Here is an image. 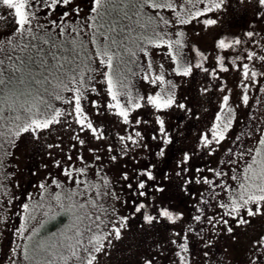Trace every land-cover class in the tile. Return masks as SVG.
I'll list each match as a JSON object with an SVG mask.
<instances>
[{
	"label": "snow or ice",
	"instance_id": "snow-or-ice-1",
	"mask_svg": "<svg viewBox=\"0 0 264 264\" xmlns=\"http://www.w3.org/2000/svg\"><path fill=\"white\" fill-rule=\"evenodd\" d=\"M256 3L264 20V0ZM228 8L229 0H0V18L10 15L15 25L0 39V168L12 155L6 145L14 148L23 134L59 148L42 141L55 125H74L80 146L78 163L71 153L64 163L52 161L63 179L49 173L39 182V199L28 193L21 202L15 231L22 243L10 249L9 264H100L126 241L129 264H192L193 241L213 264L222 234L264 216V103L257 99L256 111L240 113L250 89L259 85L264 93V35L253 21L241 34L222 32L208 51L187 31L194 22L203 30L225 26ZM233 70L235 99L222 75ZM198 76L199 96H215L210 115L185 88ZM97 84L102 99L91 98L101 96ZM102 109L120 128L111 137L112 124L95 119ZM81 133L104 141L87 147L90 160ZM122 158L114 180L106 169ZM58 216L67 222L40 236ZM8 220L0 215V226ZM241 264H264V233Z\"/></svg>",
	"mask_w": 264,
	"mask_h": 264
},
{
	"label": "rangeland",
	"instance_id": "rangeland-1",
	"mask_svg": "<svg viewBox=\"0 0 264 264\" xmlns=\"http://www.w3.org/2000/svg\"><path fill=\"white\" fill-rule=\"evenodd\" d=\"M180 2H182V0H180ZM60 8L62 9L63 6H60ZM256 13V0H244L243 3H240L239 0H229V8L225 13L223 22L225 26H217L215 28L203 30L202 25L198 22H194L187 27L190 41L198 45L202 50L212 51L214 41L219 34L225 31L241 34L253 24V21H255L256 31L264 35V31H262V29H264V20ZM2 15L3 12L0 11V16ZM57 15H59V9L57 10ZM123 23L131 24L130 21H123ZM14 26L10 15L6 19L0 18V39H3L6 34L10 33ZM154 55L159 54L154 53ZM209 60L211 62V57ZM5 63H7V61H5ZM256 67L260 68L261 66L259 63H256ZM222 75L227 81L226 86L233 90V99H235L240 92L238 87L239 72L233 70L228 73H222ZM203 82L204 78L198 76L194 81L185 85V88L192 99V103L197 107L202 105L204 108L209 109L208 115H210L211 110L215 107V96L212 97L211 102L199 96L197 90L199 85ZM136 86L142 88L144 85L142 81L137 80ZM97 87L101 88V96L98 97L96 94H92L91 98L102 99L103 85L97 84ZM257 99H260L262 103H264V93L259 91V85L254 89H250L249 105L247 107L241 105V115L256 111L257 106L255 105V101ZM95 119L112 124V131L109 132L110 137L113 135L114 131L120 130V128L115 126V121L111 116L103 114V109L101 110V115L96 116ZM243 127V123L238 121L237 125L234 127V131L239 134ZM74 132V125L72 128H66L63 125H55L49 132L42 134V141L47 140V142L54 145L60 144L59 148L53 147L52 149H48L42 146L40 142L33 141L29 134H23L16 141V146L14 148L6 145L7 151L11 152L12 155L3 158L4 167L0 168V185L7 186V194H5V189L0 187V204H3L4 201L13 195L15 199H13L11 205L5 204L3 208H0V215L7 214L9 216L7 227L0 226V264H9V256H11L10 249L15 247L18 243H22L19 237L16 236L15 230L23 222V210L20 208V204L21 202H27V194L31 193L34 200L39 199L37 195L39 191V182L42 179H46L49 173L63 179L62 172L53 164V160L60 159L61 162L64 163L66 154L71 153L73 161L77 162V149L80 146L74 139ZM81 135L86 136L88 140V144L84 148V155L90 160L92 154L87 151V147L100 146L104 141H94L88 133H81ZM73 144H76V148L71 147ZM2 151L3 149H0V152ZM49 153H51V155H49ZM124 159L125 158H122L121 161L111 164L106 169L114 180L120 176ZM142 163L143 161H141V164ZM45 165H47V167H45ZM131 167H133V164L128 161L126 170H130ZM17 183L19 187L16 186ZM116 187L119 190L120 185L117 184ZM5 209H7V213H5ZM40 219L41 217L38 215L37 221ZM61 220H64L60 225L63 226V224L67 222V217L58 216L55 219H49L41 228L39 235L44 236L47 234V228L59 225ZM37 221L31 223L28 230L29 232H31L32 228L37 227ZM233 227L235 229L234 232L232 234H222L221 238L212 248L213 264H241L251 247V241L264 233V216L252 217L248 225L236 226L233 224ZM156 232L163 234L164 229L157 228ZM233 235L236 236L235 240L232 239ZM130 246V243L127 241L116 242V247L112 249L111 255L106 257L103 255L101 256L100 264H129L130 254L128 253V248ZM202 252V247L193 241L192 264H205L207 258L203 257ZM12 258L15 259L16 257L12 256Z\"/></svg>",
	"mask_w": 264,
	"mask_h": 264
},
{
	"label": "trees",
	"instance_id": "trees-1",
	"mask_svg": "<svg viewBox=\"0 0 264 264\" xmlns=\"http://www.w3.org/2000/svg\"><path fill=\"white\" fill-rule=\"evenodd\" d=\"M64 222V220H61L60 221V224L59 225H55V226H52V227H48L47 230V234H45L44 236H48L49 234L51 233H56L62 226H60L62 223ZM57 224V223H56Z\"/></svg>",
	"mask_w": 264,
	"mask_h": 264
}]
</instances>
